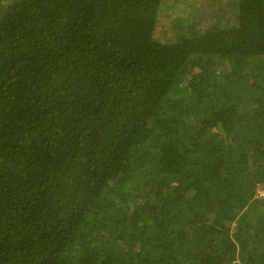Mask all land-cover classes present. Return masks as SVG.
Listing matches in <instances>:
<instances>
[{"label": "trees", "instance_id": "16d2710c", "mask_svg": "<svg viewBox=\"0 0 264 264\" xmlns=\"http://www.w3.org/2000/svg\"><path fill=\"white\" fill-rule=\"evenodd\" d=\"M262 193L264 0H0V264H264Z\"/></svg>", "mask_w": 264, "mask_h": 264}, {"label": "rangeland", "instance_id": "374dc122", "mask_svg": "<svg viewBox=\"0 0 264 264\" xmlns=\"http://www.w3.org/2000/svg\"><path fill=\"white\" fill-rule=\"evenodd\" d=\"M193 1H198V0H193ZM176 6H177V10L178 9H184L186 7V5L181 3V2L177 3ZM170 12L171 11H167V14L166 15H162L160 17V19H159V29H160V31L162 33L166 32L167 28L170 25V21H171V18H172V15H170ZM262 194H264V193H262Z\"/></svg>", "mask_w": 264, "mask_h": 264}]
</instances>
